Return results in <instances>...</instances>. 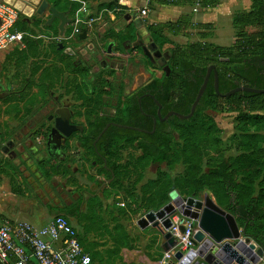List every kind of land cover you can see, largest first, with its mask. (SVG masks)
<instances>
[{"label":"rangeland","instance_id":"rangeland-1","mask_svg":"<svg viewBox=\"0 0 264 264\" xmlns=\"http://www.w3.org/2000/svg\"><path fill=\"white\" fill-rule=\"evenodd\" d=\"M68 1L70 3L67 14L71 18L70 26L78 23L80 28H88L92 36L101 33L102 37L97 38L99 48H106L110 42L116 44L117 41L111 31L123 28L130 22L137 23L139 31L146 33L147 24L167 20L175 21L180 14L188 13L192 14L196 27L190 29L187 35H174L166 31L165 38L168 40L166 39L165 45L160 47L163 52L161 57H156L153 64L147 68L141 66V63L139 65L137 61L141 58L139 55L132 56L134 48L127 47L117 56L116 60H111L112 57L109 56V58L105 57L109 61L105 67L99 64L100 59L95 61L93 58L88 60L86 58L91 70L89 72L83 65L76 64L74 61L76 57L66 58L57 51V41H63L69 46H74L75 49L83 45V42L77 43L57 37V18L54 20L52 29L42 26L45 25L50 15L48 8L41 14L36 12L32 16L29 15L30 21L28 25H25L23 18L27 14L12 3L0 0L1 4L8 3L17 10L16 28L25 31L28 39L38 40L37 46L34 44V47L30 49L19 43L0 50V94H2L0 97V180L6 184L10 183L12 190H17L23 196L22 199L30 202L29 206L42 215V220L36 216L24 220L34 224H43L45 219H50L57 214H64L69 219L71 218L81 243L85 244L86 249L93 256V264H151V260L157 262L162 257L159 251L153 249L151 242L155 241L152 239L154 237L143 235V238L141 236L133 238L134 241L147 243L145 248L138 242L132 244V247H123L121 242H117L113 237L110 228L99 234L98 231L92 232L91 228L86 225L90 213L88 205L84 204L83 200L87 201L89 197L86 193L83 194L82 190L94 183L93 191H95L102 182H108L110 176L108 173L97 171L98 164L93 162L95 156L92 150L84 149L78 143V132L70 136V144L64 149L67 152V158L57 159L55 156L48 155L46 152L47 133L53 125L48 117L52 113L55 114L57 106L62 105L71 106V109L75 111L76 119L82 120L84 116L86 118L87 110H90L89 114L92 116L95 108L92 94L96 90H99L100 94L103 93V99L97 107V112L114 113L115 108L123 100V91L126 87L137 86L138 76L148 74L151 77L164 74L163 66L168 58L166 49L170 46V42L185 45L200 40V33L203 32L201 25L208 23L203 22L204 19H202L206 9L197 0L192 5H185L181 13L177 11L182 7L167 6L156 0H134L130 3L131 5H124L119 0L122 6L117 9L116 13H113L103 7V3L111 0ZM251 2L252 0H222L223 12H220V7L215 8L213 12L216 22L212 23L214 26L208 32L212 35L210 39L221 45L233 44L238 28L234 26L232 17L237 12L248 10ZM145 4L150 11L142 15L138 10ZM172 8L174 11L171 10ZM134 12H138V15L135 16ZM208 12L211 10L208 9ZM78 18L79 22H77ZM206 20L214 19L210 16ZM43 32H48L53 37L38 38L37 35ZM78 66L82 67V71ZM96 71H100L104 76L101 77L100 82L93 76ZM84 81H87L89 85ZM88 86L94 88L93 92L88 90ZM78 88L84 92V99L79 96ZM88 102L91 105L89 109L86 107ZM206 112L214 117L220 128L225 155L233 158L243 154L241 139L238 137L239 131L236 128L238 112L231 110L227 104L224 105L222 111L207 109ZM78 123L84 125L86 132L89 122ZM179 135L178 131L171 134L174 142L180 139ZM8 141H13V146L10 147L9 153H6L2 147ZM255 148L257 155L264 160V143L259 142ZM215 151L216 149L212 148L209 150V152ZM141 156L140 149L133 143L124 144L122 140H116L112 146V153L108 157L110 162L117 165L116 177L119 179V188L122 192H120V197L112 200V204L120 207V210L117 209L119 216L116 218L121 222H131L137 214L131 213L130 215V212L145 209L147 191L154 189L151 183L158 177V173L166 172L173 179L185 171L183 163H177L172 167H169L166 162L145 165L141 161ZM56 164L60 167L57 168ZM206 192L215 198L210 190L201 191L198 196L194 197L203 199ZM179 194L183 198L189 197L184 193L179 192ZM13 198H15L13 192L5 187L0 189V209L12 203ZM169 201H171L170 195ZM72 202L74 203L73 208L80 210L76 217L71 216L67 211ZM93 202H91L92 205L94 204L91 208L95 209L94 206L97 204L96 201ZM129 203H132V206ZM11 217L21 219L16 216ZM110 220L114 221L111 218ZM130 230H132L131 227L128 231ZM122 249L123 253H120Z\"/></svg>","mask_w":264,"mask_h":264},{"label":"trees","instance_id":"trees-1","mask_svg":"<svg viewBox=\"0 0 264 264\" xmlns=\"http://www.w3.org/2000/svg\"><path fill=\"white\" fill-rule=\"evenodd\" d=\"M48 1L59 10L67 9L70 3L68 0ZM197 2L203 7L215 5L218 0ZM164 3H178V0H165ZM121 6L118 0L103 3V7L113 13ZM23 21L28 25L30 18L25 16ZM233 24L238 31L231 45L206 40V32L200 33V40L186 45L170 42L166 61L170 73L164 72L162 76L154 77L151 84L156 98L164 106L163 114L173 109L189 113L211 64H215L219 73V88L222 93L241 84L264 88V85L258 83L260 72L264 71V0H252L248 10L235 13ZM195 27L192 14H183L175 21L150 24L154 41L161 48L168 40L165 38L166 31L174 35H187ZM24 41L29 49L38 44V40H30L27 36ZM225 104L238 112L236 128L243 154L233 158L225 155L220 128L214 117L206 112L207 109L222 111ZM153 105V112L156 114L157 105ZM263 111L264 93L238 91L230 96H222L215 90L212 73L190 118L182 119L173 115L166 121L158 119L153 133L111 126L98 145L99 148H104V154L108 158L116 141V132L120 131L126 143L139 139L138 144L142 150L140 158L145 165L156 162H166L169 167L177 163L185 165V171L173 179L166 172L158 173V177L151 183L154 189H148L145 209L140 213L159 209L169 201V192L174 188L187 196H198L201 191L210 190L220 206L237 214V220L246 228V234L264 246V160L257 155L255 148L259 142L264 143ZM104 124L105 122L94 123L85 139L86 144L91 142L90 136L99 134ZM142 126L152 130L153 122ZM175 131L180 134L177 142L171 136ZM211 148L216 151L209 152ZM112 168L115 172L112 183L115 184L119 179L116 177L117 165L114 162ZM245 215L250 217L247 225ZM117 226L119 239L116 240L121 242L122 235L121 244L124 246L128 235L124 233L123 225Z\"/></svg>","mask_w":264,"mask_h":264},{"label":"flooded vegetation","instance_id":"flooded-vegetation-1","mask_svg":"<svg viewBox=\"0 0 264 264\" xmlns=\"http://www.w3.org/2000/svg\"><path fill=\"white\" fill-rule=\"evenodd\" d=\"M134 15L135 16L138 15V12H134ZM51 16H52V13L50 12V15L48 16V18L46 19V22L44 23L45 25H42V26L48 29H52L51 27L54 25L53 21L55 19L52 20L51 23H48V20L50 19ZM67 16L69 18V21L65 25V30L63 34H61V30L59 28L60 22H58L56 25L57 27L56 34H58L57 37L65 38V39H68L69 41L77 42V43L83 42V45L81 44V46L79 45L80 46L79 48L75 49L74 46L72 45L69 46L63 41H57L56 49L57 51H59V54L61 53L66 58L76 57V59H74L76 64L80 66L83 65L89 72H91V70L89 69V65L87 62L88 59L93 58L95 61L96 59L97 60L100 59L99 64L105 67L109 63L107 58L112 57L111 60L113 59L116 60V58H118L117 56L120 55L123 49L125 50V48L127 47L134 48L132 56L136 57L137 55H139V57L141 58L138 59L137 61L139 62V65L142 64L141 66H144L145 68H147L150 64L152 65L156 57H161L163 53L159 45L157 44L154 45L155 41L152 35V31L150 29V24H147L145 26L146 33H141L139 31V25L137 23H133V22L127 23L126 25L123 26V28H119L118 30L111 31V34L115 37L117 41L116 44L115 42H110L108 46H106V48H99L98 47L99 39L97 38L102 37V34L97 33L95 34V36H92L91 32H89V29L85 27L81 28L79 32H75L74 31L75 26H70L71 18L69 14H67ZM82 34H85V36L82 37ZM37 36L38 38L42 36L53 37L48 32L39 33ZM59 42L63 43V47L60 49L58 48ZM23 46H26V44H23ZM65 48H70V51L66 52ZM76 55H79V56H76ZM142 57H143V60H142ZM167 57H168V52H167ZM83 58H85V60H83ZM140 60H142L143 62ZM165 65L166 63L164 64L163 67H165ZM80 71H82V67H80ZM164 72H167V71L164 69ZM93 76L98 82H100L101 77H104L103 75H101L100 71L94 72ZM154 77H160V76L150 77L148 74H145L144 76L143 75L138 76L137 86L131 87V88L126 87V90L123 91V100L115 108L114 113H109L108 111L97 112V107L98 105H100L101 100L103 99V93L100 94L99 90L98 91L96 90L95 93L92 94V96L94 95L93 97L95 101L93 103L95 108H94V112L92 113V116L91 114H89L90 110L89 111L87 110L86 112L88 113H86V118L84 116L82 120L75 118L76 117L75 111L71 109V106H68V105L57 106L55 108V114L52 113L48 117L49 120H52L53 122V125L50 126V130L47 133V139H46V152L48 153V155L55 156L57 159H62L65 157L67 158V152L64 149L67 148V146H69L70 144V138H71L70 136H73L75 132H78L79 133V136H78L79 145L82 146L84 149L92 150L95 156L93 162L95 164H98L97 171L111 174L109 180L111 179L110 182H112L115 179V172L112 168L113 162L108 161V158L104 154V148H99V145H98L100 139L106 133V131L110 129L111 126H117L118 128L135 129L138 131L153 133L155 131L153 130L154 129V117H156V125H157L158 119L160 121H166L170 118L169 117L168 119L161 120L158 117L159 105L156 101L157 98L155 96L154 88L151 86L154 80ZM84 83L89 85L87 81H84ZM258 83L261 85H264V71L260 72ZM78 89H79V96L83 98L85 95L84 92L80 88ZM88 90L90 92H93L94 88H92V86H88ZM85 93L87 95H91V93H87V92ZM154 103H156L157 105L156 114L153 112ZM86 104H87L86 105L87 109H89L91 105H89V102ZM163 108L164 106L161 103V115L162 116L166 115L169 111H171L169 110L165 114H163L162 112ZM56 122H70L73 125H81L82 129L74 130L72 134L65 139V143L62 142L61 138L57 139L56 137V139L52 141V145H57L59 142L61 144L59 147L60 151H57L55 154H51V152H49L48 150L47 142H48L49 134L52 132V129L56 125ZM78 122H89L87 126L88 129L86 132H85L84 125ZM95 122H105V124L103 125V127L101 128L97 136H90L91 142L86 144L85 139L89 136V133L91 129L94 127ZM150 122H153L152 130L143 128L142 125H149ZM90 123L93 124L92 127L89 125ZM133 123H138V124H133ZM116 134H117L116 140H122L123 143L126 144L125 142L126 139L123 137L120 131L116 132ZM138 140L139 139H136L132 143L136 145L142 153V150L138 144ZM129 144H131V142ZM56 167L59 168L60 167L59 164H56ZM102 183L98 186V188L102 185ZM85 191L86 189L82 190V193L84 194ZM83 198L85 199V196ZM95 201L97 202V197H95L94 202ZM73 206H74V203L72 202V204L68 206L67 211L69 212L71 216L76 217L80 213V210L74 209ZM245 216L247 218L245 219V224L247 225L250 217L248 215H245Z\"/></svg>","mask_w":264,"mask_h":264},{"label":"water","instance_id":"water-1","mask_svg":"<svg viewBox=\"0 0 264 264\" xmlns=\"http://www.w3.org/2000/svg\"><path fill=\"white\" fill-rule=\"evenodd\" d=\"M44 1L46 3V9L48 8L52 13L48 23H51L55 17L59 18V28L61 34H63L65 25L69 21L67 12L59 10L54 5H51L48 0ZM84 36L85 34H82V37ZM62 47L63 43L59 42L58 48L60 49ZM65 51L69 52L70 48H65ZM164 69L167 71V74L170 73V67L168 65H165ZM212 73L214 74L215 90L222 96H230L238 91L264 93V88L245 84H241L222 93L219 88V73L215 64H211L207 68L203 83L198 90L189 113L184 114L176 110H171L166 115L162 116L161 103L156 99L159 105L158 117L161 120L168 119L172 115H176L182 119L190 118L194 114L207 88ZM0 97H2V94H0ZM155 128L156 117H154L153 130H155ZM77 129H82V126L73 125L70 122H56L52 132L49 134L47 142L49 152L55 154L57 151H60L59 147L61 144L59 142L57 145H52V141L55 140L56 137L57 139L61 138L62 142L65 143V139ZM12 146L13 141H8L7 144L2 147V150L9 153L10 147ZM110 181L111 179L109 182ZM169 195L171 201L167 202L159 209L149 210L138 220V223L142 227L151 224L162 232L164 238L162 248L164 251H171L177 243V238L171 231L174 224L173 215H181L179 224V229L181 231H184L183 221L185 217H191L197 220L198 229L195 233V239L198 242V247L186 253L179 249L176 250L169 264H264V246L260 245L252 236L247 235L246 228L241 226L237 220V214L220 206L209 192L204 194L203 199L194 196L183 198L176 189L170 191ZM250 240L257 246L256 251L253 253L248 251L244 242Z\"/></svg>","mask_w":264,"mask_h":264},{"label":"built area","instance_id":"built-area-1","mask_svg":"<svg viewBox=\"0 0 264 264\" xmlns=\"http://www.w3.org/2000/svg\"><path fill=\"white\" fill-rule=\"evenodd\" d=\"M197 9V8H196ZM139 13L146 15L147 6L141 7ZM18 12L8 3L0 2V50L12 44H23L25 31L15 28ZM79 18L77 22H79ZM74 31L81 29L78 23ZM174 224L172 233L177 243L171 251L164 252L166 258L173 259V253L181 250L184 253L198 247L195 233L197 220L185 217L184 231L179 229L181 215L172 216ZM93 258L83 243L78 231L64 214L53 216L46 224L38 226L31 221L5 218L0 221V264H92Z\"/></svg>","mask_w":264,"mask_h":264},{"label":"crops","instance_id":"crops-1","mask_svg":"<svg viewBox=\"0 0 264 264\" xmlns=\"http://www.w3.org/2000/svg\"><path fill=\"white\" fill-rule=\"evenodd\" d=\"M5 1H7L9 3L8 0H5ZM132 1H134V0H120V3H123L124 5H131L130 3ZM156 1L161 3V4H167V6H171V7H173V6L182 7V9L177 11L178 13L182 12V10L185 7V5H187V4L192 5V3H190L188 0H178V3H164L165 0H156ZM28 2L31 3V1H29V0H28ZM118 2H119V0H118ZM144 6H147V4L143 5V7ZM217 7L218 8L220 7V12L222 10H224V9H222V0H218V2L215 5L203 6V8H205L206 10H205V12H203L204 16H203L202 19H204L203 22H208V23L202 24L201 26H203V28L201 30L203 32L205 31L208 34L206 40L212 41V42H215V41L210 39V37L212 35L209 34L208 32L214 26L212 23L216 22L215 21L216 19H215L214 15H213V12H214V9L217 8ZM208 9H209V11L211 10V12H208ZM60 10L67 12V9H60ZM171 10L174 11L173 8ZM149 11H150V9H149ZM34 13H36V12H34ZM186 14H188V13H186ZM181 15H183V14H180L179 16H181ZM30 16H32V14H30ZM30 16L27 14L28 18ZM210 16H212L214 20H206ZM55 18H57V17H55ZM57 19H58V22H60V19L59 18H57ZM232 20H233V17H232ZM167 21H172V20H167ZM53 23H54V21H53ZM233 41H234V39H233ZM23 44H26L25 41H24ZM155 44H157V43L155 42ZM231 44H229V45H231ZM166 51L168 52V48L166 49ZM3 187L7 188L8 191L13 192L15 194V198H13L14 201L12 203H9L3 209H0V221L4 220L5 218H10V219H13V220H24L25 218L26 219H28L29 217L33 218L34 216H36L37 218H40V220H42L41 219L42 215L39 214V212H35L34 208L29 206L30 202H27V201L23 200L22 199L23 196L17 190L13 191L12 188H11L10 183L6 184V182H3V180H0V189H2ZM93 189H94V183L89 184L87 186L85 193H86V195L89 198H88L87 201L84 200V204L88 205V212L90 213L89 217H88V220L86 221V223H87L86 225H88V227L91 228L90 230L92 232L98 231L99 234H101L102 231L104 232V230L106 231V230H108L110 228V230L112 231L111 233H113V237H115V239H119L116 227H118L117 225L120 226V224H121V225H123L124 233H126L128 235L127 240H125V243H124L125 245L124 246H131V247H132V244H136L137 242L139 244H141L142 246H144V248L147 245V243H145V242L142 243V241H134L133 240L134 237L136 238L138 236H141V238H143V235L152 236V237H154L152 239L155 240L154 242H151V244H153V249H156L157 251H159V253H161L162 257L159 260H157V262L151 260L150 263L151 264H165V262H164V252L165 251L162 248V243L164 242V238H163L162 232L157 227H154L151 224L142 227L138 223L139 218L142 215H144L146 212L142 214V213H140V211L130 212L131 210H129L130 215H131V213H134V214H137V215H136V217L132 218L131 222L129 221L127 223H125V221L121 222L119 219L116 218V216H119V214L117 212V209L120 210L119 209L120 207H115L112 204V200L113 199L115 200L116 198L121 196L120 192H122V190L119 188V183L113 184L112 182H103L102 185L99 188H97L95 191H93ZM95 197H97V202H96L97 205L94 206L95 209H92L91 207L94 204L92 205L91 202H93ZM117 203L118 204H123V205L125 204L124 202H117ZM129 205L132 206V203H129ZM164 205H162V206H164ZM150 210H152V209H150ZM11 216H16L17 218H21V219H14ZM110 218L112 220L114 219V221L112 222L110 220ZM50 219H45L43 224L42 223H35V224L38 225V226H42V225L46 224ZM111 226H113V227H111ZM128 226H129V228L131 227L133 232H132V230L128 231V229H129ZM149 233H151V235H149ZM106 236H107V233H106ZM108 236H109V234H108ZM122 240H123V236L121 235V242H122ZM83 245H84V248L86 249L84 243H83ZM147 248H148V246H147ZM87 251L90 252L89 250H87ZM122 251H123V249L121 250L120 253H123ZM166 260H167V262L170 261L169 258H166Z\"/></svg>","mask_w":264,"mask_h":264},{"label":"bare ground","instance_id":"bare-ground-1","mask_svg":"<svg viewBox=\"0 0 264 264\" xmlns=\"http://www.w3.org/2000/svg\"><path fill=\"white\" fill-rule=\"evenodd\" d=\"M9 3L15 5L18 9L22 10L25 14H33L34 12L43 13L46 11V3L44 0H30L29 3L27 0H8ZM246 248L250 252H255L257 249L256 244L253 241H244Z\"/></svg>","mask_w":264,"mask_h":264}]
</instances>
